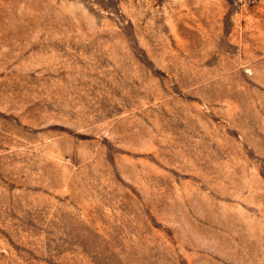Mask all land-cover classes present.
I'll use <instances>...</instances> for the list:
<instances>
[{"label":"rangeland","instance_id":"rangeland-1","mask_svg":"<svg viewBox=\"0 0 264 264\" xmlns=\"http://www.w3.org/2000/svg\"><path fill=\"white\" fill-rule=\"evenodd\" d=\"M0 264H264V0H0Z\"/></svg>","mask_w":264,"mask_h":264}]
</instances>
